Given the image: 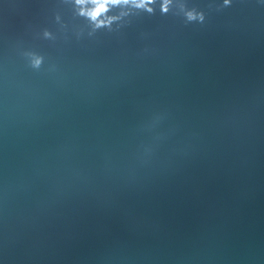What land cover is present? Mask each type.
Here are the masks:
<instances>
[{
	"label": "water",
	"instance_id": "water-1",
	"mask_svg": "<svg viewBox=\"0 0 264 264\" xmlns=\"http://www.w3.org/2000/svg\"><path fill=\"white\" fill-rule=\"evenodd\" d=\"M138 5L0 0V264H264V0Z\"/></svg>",
	"mask_w": 264,
	"mask_h": 264
},
{
	"label": "clouds",
	"instance_id": "clouds-1",
	"mask_svg": "<svg viewBox=\"0 0 264 264\" xmlns=\"http://www.w3.org/2000/svg\"><path fill=\"white\" fill-rule=\"evenodd\" d=\"M84 0H77V3H83ZM146 2V0H139L138 6H143V4ZM147 2H150V0H147ZM91 3L94 5L86 14L89 16L90 19L93 21L98 20L99 17H101L102 14H104L108 10L109 5H117L121 3H129V0H91ZM167 10L166 7L164 9ZM100 23H103L101 21Z\"/></svg>",
	"mask_w": 264,
	"mask_h": 264
}]
</instances>
